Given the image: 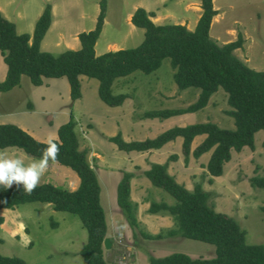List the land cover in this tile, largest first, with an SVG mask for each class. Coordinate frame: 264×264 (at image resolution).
<instances>
[{
  "label": "rangeland",
  "instance_id": "rangeland-1",
  "mask_svg": "<svg viewBox=\"0 0 264 264\" xmlns=\"http://www.w3.org/2000/svg\"><path fill=\"white\" fill-rule=\"evenodd\" d=\"M105 1L107 3L106 19L95 47L97 56L111 51L136 48L143 43L145 30L136 28L132 24V16L139 8L149 7L155 10L161 7L156 11L162 15L167 13V15L160 14V18L153 21L154 23L159 25L177 23L185 25L190 31L196 28L203 13L201 3H191L190 6L185 7L183 5L185 0ZM101 2L102 0H0V8L3 10V16L15 23L21 34H30V31L34 32L38 21L36 20L31 30L36 14L41 9L44 12L46 6L50 4L52 24L53 21L54 24L45 41H42L43 45L45 43L42 50L59 55L64 51L72 50L67 48L64 41H61L62 38L67 42H73V40L77 42V50H79L78 46L82 45L78 36L95 28ZM53 7L55 16H53ZM214 8L219 14L212 21L211 38L219 45H225L236 41L238 36L242 35L243 49L235 51V55L250 68L264 71V0H214ZM19 14L23 18L19 17ZM153 18L155 19V16ZM1 64L5 63L0 52V75ZM51 80L55 83V87L48 93L54 97L53 101L48 97L43 100L41 97L43 89L35 87L27 76L16 89L6 93L0 92V124L16 125L26 122L28 126L32 125L31 127L46 128L45 125H50L51 119L45 121V117L42 119L32 115L29 105L34 101L37 104V107H34L37 112L44 109V106H48L47 110L51 112H56L57 107L70 108V85L67 78ZM81 85L82 97L85 99L82 103L84 107L74 114L76 118L95 109L103 114H107V110L116 109L100 100L99 81L85 76L81 77ZM58 91L63 92L61 101L57 98ZM112 91L114 95L123 94L130 99L127 103L129 110L124 113L126 116L132 113L134 117L135 124L128 119L127 138L132 141L142 142L145 139H154L179 125L184 127L211 122L224 129H235L234 119L226 114L231 108L228 105V95L222 88L212 96L208 106L197 113L170 118L166 121L141 118V115L148 111L186 108L198 99L200 90L190 88L181 91L178 88L170 59H165L161 67L153 73L136 71L127 77L118 78L113 84ZM65 102L69 104L63 105ZM54 116L57 115L54 114ZM57 118L52 119V129L57 127L56 135L58 136V129L67 120L59 121ZM98 118L104 119L105 116L101 114ZM95 121L92 117L80 118L77 121L76 130L80 133L83 143H90L91 137L86 133L90 123ZM139 125L143 128L136 127ZM138 131L142 135H138ZM48 132H36V138L43 141ZM109 139L106 140L110 143ZM203 140L204 137L198 138L192 144V149L194 150ZM182 143L183 139L178 138L166 144L161 150L147 151L142 154L134 153L129 159L136 166L137 172L144 170L145 166V171L151 169L154 163L168 164V173L189 191H193L198 184H202L203 189L210 193V205L217 212L233 218L245 230L247 243L264 246V189L255 188L251 183L254 177L264 176V132L260 131L256 134L254 151L245 148L241 153L233 152L231 162L225 165L223 176L214 178L213 182H210L211 177L207 174L205 167L212 152L199 159L190 156L189 161L186 162ZM20 152L30 157L23 150ZM174 156L177 159L171 160ZM88 160L98 163L97 159H93L90 155ZM55 165V179L49 182L56 185L63 183L58 186L70 189L67 180L64 181L65 178L58 169L61 165L58 163ZM60 168L67 174L75 176L80 182L78 175L71 169L62 166ZM143 173L145 175V172ZM97 177L100 181V173H97ZM116 181H118L116 176L110 177L107 181L101 179L103 194V188L114 189ZM142 181L147 182L145 179ZM143 199L142 207L134 202L137 204L138 226H130L124 216L123 220L115 219L114 216L111 218L113 221L108 220L111 234L107 238H110L112 246L110 249H105L104 256L110 264H150L151 256L163 258L174 253L185 254L193 259L209 260L216 257L215 246L201 241L185 239L181 236L165 240L145 238L144 235L154 237L163 234L169 229H174L176 225L170 214L152 215L149 211L151 203L175 205L176 200L166 191L153 186L152 183ZM101 204L109 215V206L105 201H101ZM87 240L88 233L80 218L70 213L57 212L52 205L31 203L18 206L14 210L0 211V254L20 258L26 264H87L80 255Z\"/></svg>",
  "mask_w": 264,
  "mask_h": 264
},
{
  "label": "trees",
  "instance_id": "trees-1",
  "mask_svg": "<svg viewBox=\"0 0 264 264\" xmlns=\"http://www.w3.org/2000/svg\"><path fill=\"white\" fill-rule=\"evenodd\" d=\"M198 1L202 4L203 13L193 31L185 25L156 24L152 20L154 14L139 8L132 16V24L145 30L143 43L136 48L111 51L100 56H97L95 47L105 24V0L101 2L95 28L78 36L81 49L67 50L59 55L41 50L42 41L52 25L50 4L38 19L32 35L18 34L16 24L6 19L0 10V52L8 67L6 79L0 82V92L6 93L19 87L22 76L29 77L35 87L42 86L44 79L66 77L70 84L71 99L76 101L82 97L80 77L86 76L99 81V97L106 105L119 107L127 96L113 94L115 80L136 71L153 73L165 59H170L178 88L181 91L190 88L200 90L198 99L186 108L148 111L141 118L166 120L197 113L205 109L212 96L222 88L228 95L231 108L226 114L234 119L235 129H224L207 122L177 126L142 142H126L120 133L109 140L122 151L147 152L159 150L182 138L186 162L190 156L199 159L212 152L205 167L211 177L210 182H213L214 178L223 176L225 165L231 162L233 152L241 153L245 148L254 151L256 134L264 132V71L250 68L235 55V51L243 49L242 35L225 45H219L211 38L212 21L219 13L214 8V0ZM76 127L72 116L69 122L59 128V139L55 142L60 145L57 163L78 175L79 187L70 191L48 182L38 186L29 195L22 186L18 188L13 185L10 189L0 186V211L41 203L52 205L57 212L78 216L88 233L87 243L80 255L87 264H110L104 256L109 224L101 204L102 189L96 171L89 163V150H80ZM199 136L205 138L193 150L192 144ZM46 145L17 125H0V150L17 148L38 160L41 149ZM175 159L176 156L171 158ZM145 176L153 186L166 191L176 200L175 205L152 202L150 213L170 214L176 225L163 234L144 237L161 240L181 236L216 248V257L209 260L174 253L163 258L151 256L150 264H264V246L248 244L245 230L233 218L217 212L210 205V193L203 189L202 184L189 191L168 173V164H153ZM133 177L132 173H124L117 188V202L129 225L136 227L137 204L131 200ZM251 183L255 188L264 189V176L254 177ZM0 264L26 262L0 254Z\"/></svg>",
  "mask_w": 264,
  "mask_h": 264
},
{
  "label": "crops",
  "instance_id": "crops-1",
  "mask_svg": "<svg viewBox=\"0 0 264 264\" xmlns=\"http://www.w3.org/2000/svg\"><path fill=\"white\" fill-rule=\"evenodd\" d=\"M191 3L200 4L201 2L198 1V0H192V1L185 0V1H183V5L185 7L186 6H190L189 4H191ZM160 8L161 7H158L157 9H160ZM157 9L154 10V9H150L149 7H145V10L147 12L155 15V19L153 18V21H155L156 19H159L160 18V14L162 15V13L159 14V12L156 11ZM0 10L3 13V10L1 8H0ZM42 13L43 12H42V9H41L36 14V16L34 18V22L31 24V30H33V25L35 24L36 20H38L40 18ZM156 15H158V16H156ZM166 15H167V13H164V15H162V16H166ZM53 16H55L54 15V7H53ZM19 17L23 18L20 14H19ZM53 24H54V21H53ZM53 24H52L51 28L49 29L48 33L53 29ZM175 25H178V24L176 23ZM17 33L21 34L19 32V30H18V27H17ZM48 33L45 36L43 42L45 41L46 37L48 36ZM32 34H33L32 31H30V35H32ZM61 41H64L66 43L67 48H69V49L71 48L72 50L77 51V45H76L77 42L75 43L74 40H73V42H69V41L67 42L66 40H64L62 38ZM76 41H77V39H76ZM43 42L41 44V50H42V48L45 45V43L43 45ZM78 47H79V50H80L81 47L80 46H78ZM42 51L43 52H47V51H44V50H42ZM2 59H3V57H2ZM7 72H8L7 65L6 64H1V75H0L1 76L0 77V81L1 82H3L6 79ZM24 77L25 76H22L21 84H22V81H23ZM81 77H85V76H81ZM81 77H80V81H81ZM64 78H66V77H64ZM51 81H52L51 79H44L43 85L37 87L38 89H43V92L41 94V97H42L43 100L46 99L47 97L50 98L51 101L54 100V97H51L49 95V93H48V91L50 89L55 87V83L51 82ZM60 90L61 89H59V91ZM59 91H58L57 98L61 101L60 98L63 95V92H59ZM81 92H82V85H81ZM70 98H71V95H70ZM84 100L85 99L83 97H81L80 99H78L76 101H73L71 99V104H70L71 107L70 108L57 107L56 112H51V111L47 110L48 106L47 107L44 106V109H42V110L37 112L35 110V108H34L35 106L37 107V104L34 101L32 104L29 105V108L31 110L32 115L41 117L42 119H43V117H45V121H47V119H51L50 125H45L46 128H44V129H38L36 127H31L32 125L28 126L26 122L18 123L16 125L18 127H20L21 129H23L24 131H26L27 133H29L31 136H33L37 141L43 142V143H47L50 139L53 140V141L59 139V137L56 135V128L57 127L52 129V127H53V125H52L53 117H55V118L59 117V119L57 118L59 121L67 120V122H69L71 117L73 116L75 121H76V123H77V121L80 118L89 119L90 117H92L93 121H95V116L97 115V120L95 122H93V123H90L91 125L87 129V133L86 134H87V136L90 135V137H91V138H89L90 139L89 140L90 143H83L82 139H81V136H80V133L78 132V130H76L77 134L79 135L78 137H79V141H80V150L88 149L89 150V155L92 156L93 159H95V158L97 159V162H98L97 164L93 163V162H89V163L92 164L91 166L93 168L95 167L94 169L96 171V174L100 173V181H99V183L101 182V179L104 180V181H107V179H109L112 176H116L117 177L118 181L115 182V188L114 189L107 190L106 188H103L104 189V194L101 191V201H105L106 204L109 206L108 207V214L109 215L106 214L107 220L113 221L111 219L112 216H114L115 219H118V220L122 219L123 220V216L124 215H123V213H122V211H121V209H120V207L118 205V202H117V188H118V184L121 181L124 173L128 172V173L134 174V177L131 180V200L133 202L138 203L139 207L140 206L142 207L141 203L144 202L143 198L145 197V195L147 193V190L149 189V185L151 184V181H149V179L146 178L144 173H143V172H146L145 171L146 170L145 169L146 166H145V168H143L144 170L141 169L140 170L141 172L140 171L137 172V171H135V167L136 166H134V163L132 161H130V159H129V157L131 155H133L134 153H136V154L137 153H141L142 154L143 152H137V151L126 152V151H122V150H119V148L117 147L116 144H114L112 142L109 143L107 141L109 138L115 137L116 135H118L120 133L122 135V137L126 138L125 139L126 142H136L134 140L132 141V139L127 138L128 123H129L128 119L130 121L132 120V124H135L134 119H133L134 118L133 114L129 113L126 116L125 113H124V111H128L129 110V108L127 106V103H128V101H130V99L127 98L122 106L114 107L116 109L107 110V114H103L101 112H98L95 109V111H93V112L89 111L88 113L80 115V117L78 116L76 118L74 116V114H77L79 111H81L83 109L84 106H82V103H83ZM64 104L68 105L69 103L65 102V103H63V105ZM69 110H70V114H69ZM75 110H77V111L75 112ZM132 111H134V110L132 109ZM54 114H56L57 116H54ZM101 114L105 116L104 119H99L98 118L99 115H101ZM176 117H178V116H176ZM176 117H173V118H176ZM166 120H168V119H166ZM166 120H164V121H166ZM137 122H139V121H137ZM180 126L181 125H179V127ZM136 127H142L143 128V126H141V125L136 126ZM174 127H177V126H174ZM96 128H99V129H96ZM99 130H101V132ZM36 132H38V133H47L48 132V134H47V137L45 138V140L40 141L39 139L36 138ZM137 134L138 135L139 134L142 135L140 131H138ZM84 137H85V135H84ZM202 137L205 138V136H199V137H197L195 139V141L198 138H202ZM145 140H147V139H145ZM161 149H159V150H161ZM4 150L6 151L8 156H10L12 158L20 157V158L24 159V161L26 163H30V162H33V161L37 160V159H35L33 157H28L25 154H22V152H20V149H17V148H7V149H4ZM151 151H158V150H151ZM144 153H146V152H144ZM154 164H159V163H154ZM60 167H58V169L63 174V176L65 178L64 181L67 180V182L69 184V188H70L69 190L70 191H75L79 187L80 182L77 180V178H75V176H71L70 174H67L66 172L62 171ZM62 167H64V166H62ZM55 168H56V165L50 163L49 171L41 179L40 185L48 183L49 180L55 179V177H54ZM143 179L147 180V182L143 183L144 182V181H142ZM140 182H142V183H140ZM61 184H63V183H61ZM61 184H58V185H61ZM142 186H145V187L142 188ZM101 189H102V187H101ZM139 197H141V198H139ZM104 210H105V213H106V209L105 208H104ZM115 223H116V221H115ZM110 232H111V230L109 229L108 236H110V234H111ZM165 239H167V238H164V239H161V240H165ZM104 254H105V252H104Z\"/></svg>",
  "mask_w": 264,
  "mask_h": 264
},
{
  "label": "clouds",
  "instance_id": "clouds-1",
  "mask_svg": "<svg viewBox=\"0 0 264 264\" xmlns=\"http://www.w3.org/2000/svg\"><path fill=\"white\" fill-rule=\"evenodd\" d=\"M59 151L60 145L50 139L41 149L40 158L26 163L24 159L12 158L5 150H0V186L5 189H10L13 185L18 188L22 186L23 191L31 195L49 171L50 163H57Z\"/></svg>",
  "mask_w": 264,
  "mask_h": 264
},
{
  "label": "water",
  "instance_id": "water-1",
  "mask_svg": "<svg viewBox=\"0 0 264 264\" xmlns=\"http://www.w3.org/2000/svg\"><path fill=\"white\" fill-rule=\"evenodd\" d=\"M111 246H112V244H111L110 238H106L105 241H104L105 249H110Z\"/></svg>",
  "mask_w": 264,
  "mask_h": 264
}]
</instances>
